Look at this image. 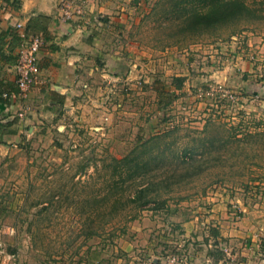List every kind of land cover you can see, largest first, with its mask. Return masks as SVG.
I'll use <instances>...</instances> for the list:
<instances>
[{"label": "rangeland", "instance_id": "1", "mask_svg": "<svg viewBox=\"0 0 264 264\" xmlns=\"http://www.w3.org/2000/svg\"><path fill=\"white\" fill-rule=\"evenodd\" d=\"M214 1L142 0L129 65L26 119L17 148L0 150V264H219L225 228L264 226V0L236 14ZM170 131L208 153L161 184L163 205L139 207L117 162Z\"/></svg>", "mask_w": 264, "mask_h": 264}, {"label": "crops", "instance_id": "2", "mask_svg": "<svg viewBox=\"0 0 264 264\" xmlns=\"http://www.w3.org/2000/svg\"><path fill=\"white\" fill-rule=\"evenodd\" d=\"M58 1L20 0L16 4L14 0H0V150L17 148L26 119L39 121L53 108L67 103L92 77L121 73V65H129L126 54L134 55L124 38L131 36L142 0H86L84 16L73 22L60 18ZM29 25V34L41 36L43 46L38 53V81L23 97L15 64L21 36L28 34ZM240 56L236 53L234 57L239 59L238 69L254 71V64ZM254 92L264 93V84ZM260 97L264 106V94ZM221 234L229 238L224 242L229 258L219 264H264V226L253 230L227 227Z\"/></svg>", "mask_w": 264, "mask_h": 264}, {"label": "trees", "instance_id": "3", "mask_svg": "<svg viewBox=\"0 0 264 264\" xmlns=\"http://www.w3.org/2000/svg\"><path fill=\"white\" fill-rule=\"evenodd\" d=\"M223 2L224 1L222 0L214 1L215 4L212 7V9L214 8V14L218 13V11H216L218 8L220 10H224L222 11L224 13L230 9V7L232 12L236 14L243 9L244 6L243 0H227L224 3ZM29 29H31L30 25L28 26V34L30 31ZM171 135L172 132L170 131L164 133L163 135L156 136L149 141L151 144L149 150L147 148L138 154L124 157L118 162L116 161L119 164L118 167H122L127 170L130 175V179L133 180L129 186H123V191H126L129 187H131V189H135L130 190L131 193H134L133 196L128 197L131 203L138 204L139 207L147 206L152 202L157 206L163 205L165 200L161 198V193L164 192L159 188L161 184L167 182V180H172L174 177H181L182 179L185 176H193V169L196 167V163L194 162L195 159H198L196 157H201L203 153H208V151H203L201 155H198V153H200L199 150L195 151L193 148L188 150V148L181 149L180 147H175L173 142L168 143L166 141V139ZM150 160L154 161L156 165L159 166V169L160 166L162 167L163 174H159V172L154 174V178L157 176L161 177L158 182H155L154 178L152 179L148 177V172L151 169V167L148 166V163L150 164ZM137 181L139 182L138 186L135 185ZM121 182L124 184L127 180L122 179ZM152 194L155 196H152Z\"/></svg>", "mask_w": 264, "mask_h": 264}, {"label": "built area", "instance_id": "4", "mask_svg": "<svg viewBox=\"0 0 264 264\" xmlns=\"http://www.w3.org/2000/svg\"><path fill=\"white\" fill-rule=\"evenodd\" d=\"M61 1V0H60ZM75 1V0H74ZM68 0H62L64 6L59 11L63 10V14H60V18L66 22L78 21L86 12L87 3L86 0L77 3L73 6ZM79 18L78 20H76ZM17 28L21 27V24H17ZM22 43L19 46L18 58L15 64V71L17 74V85L21 92H27L31 90L32 86L38 81L40 75V65L38 60V53L43 46V39L41 36L29 35L23 33Z\"/></svg>", "mask_w": 264, "mask_h": 264}]
</instances>
